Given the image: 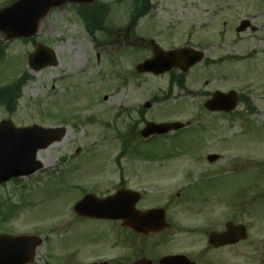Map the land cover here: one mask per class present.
Returning <instances> with one entry per match:
<instances>
[{"label": "rangeland", "instance_id": "1", "mask_svg": "<svg viewBox=\"0 0 264 264\" xmlns=\"http://www.w3.org/2000/svg\"><path fill=\"white\" fill-rule=\"evenodd\" d=\"M95 1L109 7L104 22L109 35H90L75 4L69 3L52 8L26 42L0 34L5 48L0 88L25 75L14 113L0 107V121L10 119L16 127H66L60 142L38 152L44 163L40 172L0 187V233L39 236L42 243L32 264H76L74 246L87 232L74 225L71 209L82 193L77 192L76 173L64 175L60 169L93 162L83 167H106L102 176L114 183L113 162L138 161L143 162L138 166L161 167L147 177L164 183L154 201L144 205L180 203L170 209L176 213L173 220L178 216L183 222V234L166 238L159 256L185 254L196 264H264V32H235L252 16L259 18L248 24L262 26L264 0H163L171 7L167 17L175 31L162 37L157 30L171 25H159L157 12L126 32L131 0ZM149 40L166 50L187 43L204 53V60L185 74L183 88L169 87L168 74L136 72L137 64L151 57ZM37 44L54 52V66L28 68L27 58ZM215 91H234L244 104L229 115L209 113L203 103ZM149 122L188 126L143 141L139 132ZM126 141L136 154L119 156ZM212 154L219 160L209 164L206 157ZM194 203L198 214L188 210ZM227 221L246 226L247 239L201 257L209 232L222 230ZM109 241L113 237L103 245V260L118 256L107 249ZM98 242L95 237L91 247L102 249L94 247Z\"/></svg>", "mask_w": 264, "mask_h": 264}, {"label": "water", "instance_id": "2", "mask_svg": "<svg viewBox=\"0 0 264 264\" xmlns=\"http://www.w3.org/2000/svg\"><path fill=\"white\" fill-rule=\"evenodd\" d=\"M64 0H25L17 3L14 7L0 11V31L10 36H25L33 34L39 20L44 17L51 7H56ZM90 2L91 0H80ZM239 30H242L240 28ZM40 46L30 58V63L36 61L40 55L48 58L47 65H54L53 54L46 53ZM202 59V54L191 49L163 52L154 49V57L145 61L137 67L139 73H151L160 75L174 68L186 72ZM37 68V67H36ZM236 105L234 93L227 95L215 92L212 99L205 102L204 107L211 112H229ZM179 123L147 124L142 131L143 137L161 135L169 131L182 129ZM64 135L63 129H43L37 126L31 128L16 129L10 121L0 123V184L12 177L25 176L38 170L41 165L35 160L39 149H44L54 142H58ZM209 162L217 160L216 156H209ZM153 212V211H152ZM152 212L146 213L145 217ZM105 217V216H104ZM161 224V223H160ZM160 224L152 226L157 230ZM223 234L211 235L210 243L224 245L235 243L245 238V230L242 226L226 225ZM148 234L147 231H142ZM40 244L37 237H11L0 235V264H25L30 262L34 256V249ZM181 257L166 259L164 264H183L179 262Z\"/></svg>", "mask_w": 264, "mask_h": 264}, {"label": "flooded vegetation", "instance_id": "3", "mask_svg": "<svg viewBox=\"0 0 264 264\" xmlns=\"http://www.w3.org/2000/svg\"><path fill=\"white\" fill-rule=\"evenodd\" d=\"M162 1L163 0H158V4H149L148 10L157 12L159 25H171L168 29L161 28L160 30H157V34L161 37L165 36V34L173 36L172 32L175 31V28H173L172 24H169V17H167L172 14L171 7L164 6ZM139 3L140 11L143 12L146 8L145 0H140ZM144 18H146L145 15H142L141 19ZM258 18V16H252L249 18V21L253 22ZM245 32L249 34L264 32V23L262 26H254L249 23ZM149 51L151 52L152 48H150ZM142 163L143 162L138 161H124L121 163L114 162V165L110 168L118 170L116 175L117 180L114 183L106 180L102 176L107 173L108 169L106 167H75V180L78 182L77 192L82 193L81 198L85 195H91L97 199H107L117 194L120 195L119 199H121V206L124 209V213L121 214V218L118 220L89 218L79 216L74 213V225L78 226L80 230L87 232V236L74 246V255L77 258L76 264H159L162 257L174 255L168 254L159 256V248L161 245L165 244L166 238L175 236L177 231L183 226V222L178 216L176 221L173 220L176 213L174 211L173 214H171L173 209H170L171 206L177 207L180 203L169 202L168 204L162 206L158 204L144 205V202L147 200L154 201L156 196L155 194L159 192V185H163L164 183L159 182L160 179L157 177L156 178L158 180L154 177H147L148 174H152L157 171L153 169H161V167H145L137 165ZM146 163L149 164V162ZM81 164L96 163L82 162ZM102 169L103 171H99ZM97 171L100 172L99 176L93 178L92 175H94ZM113 174L115 173H110V175ZM85 184L87 185L86 187L82 186ZM163 193L164 192L162 191V194ZM152 209H162L164 211L167 227L155 234L142 235L138 233L140 227L151 226L154 219L143 218L141 216V212ZM157 217L159 218L157 221H159V214ZM133 226L140 227L136 229L133 228ZM147 230H149V228H147ZM170 230H173V233H168ZM214 231L215 230L210 231L209 234ZM110 233H114L116 239L113 234ZM209 234L206 237V241L208 240ZM108 236L110 238L113 237V241L108 242L107 249L109 251H118V256L108 260H103V256H101V254L103 250H106V248H103V245L106 243ZM95 237L99 240V242L94 243V247L96 248L98 246H102V249L96 250L91 247L92 240ZM152 238L159 239L152 244L134 242L135 239L150 240ZM231 247L233 246L215 249L207 244L206 248H204L201 253V257H205L209 252ZM86 249L88 250L87 255L84 254ZM93 249L95 250V253L89 254ZM83 257L87 258L86 262L81 261V258Z\"/></svg>", "mask_w": 264, "mask_h": 264}, {"label": "trees", "instance_id": "4", "mask_svg": "<svg viewBox=\"0 0 264 264\" xmlns=\"http://www.w3.org/2000/svg\"><path fill=\"white\" fill-rule=\"evenodd\" d=\"M134 13V12H133ZM82 18L87 22V29H93L98 27V15L97 12H90L87 14H82ZM97 21H96V20ZM20 86L18 84L13 85L0 90V104H2L6 110L10 111L16 103Z\"/></svg>", "mask_w": 264, "mask_h": 264}, {"label": "bare ground", "instance_id": "5", "mask_svg": "<svg viewBox=\"0 0 264 264\" xmlns=\"http://www.w3.org/2000/svg\"><path fill=\"white\" fill-rule=\"evenodd\" d=\"M42 164H44V163L42 162Z\"/></svg>", "mask_w": 264, "mask_h": 264}]
</instances>
